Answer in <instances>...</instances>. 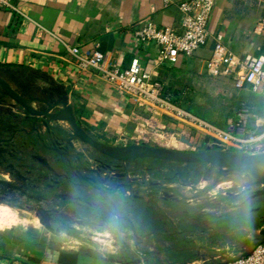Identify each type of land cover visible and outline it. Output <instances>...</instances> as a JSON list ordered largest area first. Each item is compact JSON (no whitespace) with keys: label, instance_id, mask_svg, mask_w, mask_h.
Segmentation results:
<instances>
[{"label":"crops","instance_id":"crops-1","mask_svg":"<svg viewBox=\"0 0 264 264\" xmlns=\"http://www.w3.org/2000/svg\"><path fill=\"white\" fill-rule=\"evenodd\" d=\"M12 1L20 13L0 7V77L19 88L27 81L36 86L44 85L51 92L56 91L62 98L55 102L64 100L72 105L79 123L100 141L110 145L156 146L153 142H144L149 140L148 133L153 136L154 133L150 132L152 129L162 131L159 132L162 135L154 134L159 139H165L163 135L169 136L170 146L165 145L171 148L188 151L200 142L203 148L199 152L208 149L212 142L215 147L210 148L221 149L212 130L204 129L192 121H179L160 109L128 100L103 82L95 69L81 70L67 47L77 48L82 54L99 53L105 61L117 63L122 68H127L134 58H140L144 68L152 71L153 77L165 85L172 101L210 128L227 133H234L239 128L244 137L264 135V93H254L249 88L239 90L231 79L208 75L206 64L212 58L214 48L211 38L195 55L181 57L175 65L165 64L154 68L158 58L157 48L154 45L141 46L133 37L132 29L139 21L151 20L158 27L178 30L181 15L175 5L166 6L165 0ZM172 1L177 4L186 0ZM262 18L264 0H216L209 32L212 36L222 34L226 47L238 57H261L264 56V30L257 32L256 27ZM109 35L114 36L112 50L99 52L102 39ZM12 88L16 91L14 86ZM5 109L13 110V113ZM0 112L4 121L16 122L20 126L24 124L30 129L39 123V120L31 119L22 107L12 108L4 103ZM52 126L67 129L68 122L65 119L56 120ZM37 130L42 133V129ZM29 138L33 145H37L34 148L40 146L35 133ZM81 150L89 151L80 145L78 151ZM231 151L239 150L232 148ZM40 158L48 159V156L40 153ZM49 159L53 157L50 155ZM149 164V161L141 162L143 167ZM152 164L160 166L156 165L159 164L157 162ZM149 174L152 175H146ZM161 177L167 179L165 175ZM76 190L77 206L82 208L83 214L105 221L117 219L112 214L114 210L109 212L93 191L82 188ZM130 203L147 207L151 204L147 200L133 199ZM132 207L128 204L118 206L120 213L128 216L133 223L134 216L145 220L138 210H131ZM78 213L81 216V210ZM56 217H59L58 214L53 216L54 220ZM38 220L34 217L31 221L15 207L0 202V264H61V258L64 257L66 261L63 264L114 263H109L105 256L101 257L106 260L103 262L79 249L70 250L47 239L45 234L41 235V231L46 228ZM43 221L48 225V218L43 217ZM172 230L173 226L170 232ZM49 232L54 233L55 227ZM139 233L158 235L153 229ZM157 239L143 249L152 251L155 247L161 248ZM93 240L106 247L112 241L100 238ZM161 259H167L166 254H162ZM151 260L154 258L140 255L138 263L145 264Z\"/></svg>","mask_w":264,"mask_h":264},{"label":"water","instance_id":"water-1","mask_svg":"<svg viewBox=\"0 0 264 264\" xmlns=\"http://www.w3.org/2000/svg\"><path fill=\"white\" fill-rule=\"evenodd\" d=\"M101 42L99 52L105 53L107 50H112L114 36H106ZM0 89L19 104L29 117L39 120L33 129L26 127L19 130L15 137L21 140L24 136L31 137L35 133L40 144L37 150L44 149L54 153L55 164L59 168L67 170L63 176L69 178V183L76 188L93 191L109 212L114 210L112 214L118 220L126 221L131 226L132 235L136 240L135 246L140 255L152 257L159 264H170L167 259H161V255L166 254L168 248L165 246L155 247L152 251L143 249V245L147 241H155L159 234H140L129 217L122 215L119 211V204L125 205V200H129V202L131 199L147 200L160 209V202L162 201L178 204L200 201L212 191L222 188L241 190L240 193L236 194L224 193L228 196L241 197L251 193V196L242 204L264 197V148L250 151H231L209 147L204 151L196 152L168 148L162 145H110L97 139L79 123L74 107L67 101H57L52 104L45 102L43 104L47 105L46 109H41L32 106L34 103L38 104V100L31 101L24 98L2 77H0ZM56 110L58 113H55ZM63 119L68 122L67 129L63 126H52L53 121ZM4 128L7 127L4 126ZM38 128L42 129V133H39ZM8 129L5 130L9 134L12 129ZM80 145L87 147L89 151H78ZM31 146L37 145L32 144ZM1 150L7 151L3 147ZM38 161L50 165L48 159L39 158ZM145 161L176 163L180 167L189 166L195 173L201 174V188L192 190L191 185L193 183L185 182H179L175 186L167 185L166 179L161 177L165 174V170L161 166H155V168L141 166V162ZM5 169L14 176L13 172ZM15 177L17 181L25 183V179L20 174ZM74 179H77L78 182ZM13 186L20 188L18 185ZM23 194L37 203L43 200L42 197L38 199L24 190ZM40 206L36 208L40 223L49 231H53V216L59 214V211L53 208L44 209ZM259 210L260 208L254 211ZM42 216L48 218V225L44 223ZM171 223L173 224V231H166L162 235L173 238L172 243L177 240L176 237L178 236L191 234L194 237L193 248L188 249L195 252L194 256L179 264H189V262L198 260L227 264L248 257L258 246L264 244V218L260 228L246 225L229 231L211 228L212 233L209 234L196 230L180 231L173 222ZM214 234H218L223 239L217 243L209 241ZM239 234H241L240 237L234 243L239 241L245 242V244L231 250L229 255H225L224 252L213 251V248L225 244L226 238H233ZM198 237L204 239L206 243L200 245L196 240ZM156 242L160 245L158 239ZM178 252H183V250ZM217 258H223V260Z\"/></svg>","mask_w":264,"mask_h":264},{"label":"rangeland","instance_id":"rangeland-1","mask_svg":"<svg viewBox=\"0 0 264 264\" xmlns=\"http://www.w3.org/2000/svg\"><path fill=\"white\" fill-rule=\"evenodd\" d=\"M11 86H14L16 92L26 98L31 100L30 98H35L37 96L38 104L34 103L33 107H38L41 109H46L44 102L53 103L58 98H62L56 91L51 92L50 88L46 89L44 85L36 86L32 84H28L26 81L19 88L18 85H14L12 82L9 83ZM165 92H167L166 87L164 85ZM1 90V89H0ZM2 91V90H1ZM3 93V92H2ZM4 103L7 106L14 108L15 106L21 107L19 104L14 102L10 97H8L5 93H3ZM46 100V101H42ZM42 101V102H40ZM10 112L13 110L5 109ZM13 113V112H12ZM16 117V115H15ZM152 134L159 135L162 131H153L150 130ZM151 136V133L147 134L149 140L144 142H153L156 146H166L165 144H169L170 142L167 139L169 136L163 135L165 139H159V137H155L156 135ZM162 135V134H161ZM134 142V140H131ZM136 142V141H135ZM125 143V142H122ZM167 146L168 148H171ZM209 147H215L211 142ZM30 151L33 150V146L28 147ZM203 145L198 142L196 146H191L188 151H196L201 150ZM181 150V149H178ZM40 158V154L36 158L32 160L23 161L25 164H29L32 170H36L39 172L46 173V180L44 182H54L55 174L66 173V169L59 168L55 162H52V165H47L44 163H40L38 161ZM55 157H53V160ZM50 160V159H48ZM22 162V161H21ZM165 170L166 184L170 186L178 185V183H174L169 178H172L176 182L175 171L179 172L181 175L179 179L185 183H193L191 185L192 190H198L201 188V174L195 173L189 166L180 167L176 163H166V162H158ZM149 168H154L153 164L150 162L147 165ZM195 176V178H194ZM194 178V180L192 179ZM62 180V179H61ZM60 180V181H61ZM75 181V180H74ZM46 183V184H47ZM50 183V182H49ZM13 185H18L20 188H17ZM63 191L69 194L71 200V204L68 200H65V197H57L63 196L65 192H53V191H42L38 189H34L29 184H25L23 182H19L16 178L5 168L0 166V202H5L12 207H15L22 216L30 219L31 221L34 217L39 222L38 213L36 212V208L42 207L44 209L50 210L54 207H60L59 212L62 215L56 217L54 222L52 223V227H55V232L51 233L48 230L44 229L41 231V235H46L47 239L52 240L53 242H58L65 246L67 249H79L81 252H85L87 255H92L96 259L102 260L105 262L102 256H105L107 261L112 264H141L138 263V258H140V253L136 249V240L131 233V229L122 220L115 219L113 221H105L100 219L91 218L88 215L82 213V208H80L76 200H74L75 194H77L78 188L74 187L69 183V181H65L63 184ZM23 190L32 194L33 196L39 198H43V200L37 203L34 200L28 199L24 194ZM240 193V189H231V188H222L209 193L205 198L200 201L190 202V203H160V209L150 204V207L145 205H133L134 203H130L129 200H125V203L128 205H132L131 210H138L145 220L141 221L134 216V223L138 231L144 233L145 231H150L153 229V232L159 234L157 236L158 241L160 242L159 246L167 247L166 257L169 260L170 264H179L184 260L190 258V253L187 251L178 252L183 250V244L177 242L172 243L173 238L166 237L162 235V233H166V231H171V227L173 224L171 222L176 223V227L182 231L185 229H196L199 228L211 230V228L219 229L222 231H229L231 229L240 227V226H253L259 227L260 220L264 218V197L255 199L252 202L240 207L241 205V197L228 196L224 193ZM248 194H246L247 196ZM244 196V195H243ZM79 207L78 211L81 210V216L78 212L73 215L68 210L77 209L76 206ZM240 205V206H238ZM82 207V206H81ZM260 208L257 212H251L252 209ZM64 212V214H63ZM36 214V215H35ZM152 217V218H151ZM156 218V219H154ZM177 220V222H176ZM146 228V230H145ZM33 229V228H32ZM35 230V229H33ZM173 231V230H172ZM207 231V232H208ZM96 233H101L97 235ZM93 238H100L109 241L110 244L107 247L105 244L99 245L96 243ZM152 240V239H151ZM215 243L219 242V237L216 236L213 238ZM107 242V241H106ZM230 242H234L230 240ZM152 241H147L143 248L148 247ZM243 242H235L233 245L235 248L241 247ZM143 264V263H142ZM145 264H159L156 260H151V262Z\"/></svg>","mask_w":264,"mask_h":264},{"label":"built area","instance_id":"built-area-1","mask_svg":"<svg viewBox=\"0 0 264 264\" xmlns=\"http://www.w3.org/2000/svg\"><path fill=\"white\" fill-rule=\"evenodd\" d=\"M166 6L175 5L181 15L180 28L158 27L151 20L136 23L132 29L133 37L141 46L154 45L158 50L155 69L165 64L175 65L181 57H191L206 46L210 38L214 48L212 58L207 62L206 69L210 77L231 79L233 85L243 90L249 88L254 93H264V56L247 55L238 57L228 49L222 34L211 35L209 23L214 11L216 0H186L174 3L165 0ZM0 7L18 12L12 0H0ZM257 32L264 30V18L256 27ZM68 53L78 62V67L87 71L95 69L100 79L119 91L125 98L152 109H160L169 113L179 121H192L207 130H212L218 145L223 150L232 148L239 151L260 150L264 148L262 137H244L240 129L227 133L212 129L206 123L196 119L178 107L165 92L164 85L153 77L152 71L144 68L140 58H134L127 68L117 63H109L99 53L82 54L77 48L67 47ZM240 116V115H239ZM241 117V116H240ZM235 247L223 244L213 251L229 255ZM223 260V258H217ZM189 264H215L211 261H193ZM227 264H264V244L258 246L248 257Z\"/></svg>","mask_w":264,"mask_h":264},{"label":"flooded vegetation","instance_id":"flooded-vegetation-1","mask_svg":"<svg viewBox=\"0 0 264 264\" xmlns=\"http://www.w3.org/2000/svg\"><path fill=\"white\" fill-rule=\"evenodd\" d=\"M4 105V97H3V93L0 90V111L1 108ZM47 107V105L45 106ZM14 117V115H12ZM26 117V116H25ZM16 119V117H15ZM19 118H17L16 120H18ZM32 119V118H31ZM25 120V119H23ZM35 120V119H34ZM4 126H6L7 128H4ZM22 127V128H20ZM27 126L26 125H17L16 122H6L4 121V119H2L1 117V112H0V166L3 168H7L9 169L11 172H13L14 177L17 175H21L24 179H25V184H29L30 186H32L34 189H38V190H42V191H53V192H65L63 191V184L65 181H70L68 177L63 176V173H59V174H55V181L51 182L49 181L44 182L43 180H46V173L44 172H39L36 170H32L33 167H31L29 164H25L23 161H28V160H32L33 158H36L38 156V154H46L48 156L51 155L52 157L55 156L54 153H51L47 150H37V147L34 148L33 150L30 151L28 147H31L32 142L31 139L27 136H24L21 140L16 138V134L17 131L19 130H23L25 129ZM8 128L12 129L10 130L9 134L6 132L7 130H9ZM7 129V130H5ZM5 130V131H4ZM15 137V138H14ZM14 138V139H13ZM30 140V141H29ZM1 147H3L4 149H6L7 151H3L1 150ZM39 159V158H38ZM40 159H44V158H40ZM22 161V162H21ZM50 165H52V162H55V160H48ZM155 168V167H154ZM180 173L175 171V175L176 178V182L172 179L169 178L170 180H172L174 183H179L182 182L181 179H179L180 177ZM16 178V177H15ZM195 178V176H194ZM194 178H192L194 180ZM62 179V180H61ZM166 179V178H164ZM61 180V181H60ZM76 182H78L77 179H74ZM47 183V184H46ZM79 189V188H78ZM63 196L65 197V200H68L71 204V200L69 194H67L66 192L63 193ZM251 196V193H248V195L246 196V194L244 196H242L243 198H241V204L248 199ZM74 200H76V197H74ZM255 200V199H254ZM254 200H250L248 201L246 204H248L249 202H252ZM77 201V200H76ZM160 203H165V202H160ZM246 204H242L240 207L246 205ZM76 206V205H74ZM155 206V205H154ZM77 208V207H76ZM56 210H60V207H56ZM256 209H259V207H257ZM255 209H252L251 212H254ZM69 212H71L73 215L77 214L76 212H78V208L77 209H71ZM64 214V212H63ZM62 215V213L59 212L58 216ZM260 226L259 227H254V228H260L263 223H262V219L260 220ZM128 226L131 229V226L128 224ZM249 226V225H248ZM253 227V226H250ZM185 230H189V231H194L196 229H185ZM198 232H205L207 234L212 233L211 230H206V229H202L199 228L198 230H196ZM208 231V232H207ZM222 231V230H221ZM147 234V233H144ZM241 234L233 237V238H226L224 240V243H230V244H235L234 242H230V240L236 241ZM216 236L219 237V240L223 239L222 237H220L218 234H214L209 241H213V238H215ZM177 240L175 242H179L180 244H183V251H187L190 253V258H192L195 254V252L188 250L193 248V241H194V237L191 234L188 235H182V236H178L176 237ZM200 245L205 244V240L202 238H197L196 239ZM214 242V241H213ZM245 243V242H243ZM244 245V244H243Z\"/></svg>","mask_w":264,"mask_h":264},{"label":"trees","instance_id":"trees-1","mask_svg":"<svg viewBox=\"0 0 264 264\" xmlns=\"http://www.w3.org/2000/svg\"><path fill=\"white\" fill-rule=\"evenodd\" d=\"M65 261H66V258L64 257V258H61V264H63V262L65 263Z\"/></svg>","mask_w":264,"mask_h":264},{"label":"bare ground","instance_id":"bare-ground-1","mask_svg":"<svg viewBox=\"0 0 264 264\" xmlns=\"http://www.w3.org/2000/svg\"><path fill=\"white\" fill-rule=\"evenodd\" d=\"M55 113H58V112H55ZM217 190V189H216Z\"/></svg>","mask_w":264,"mask_h":264}]
</instances>
